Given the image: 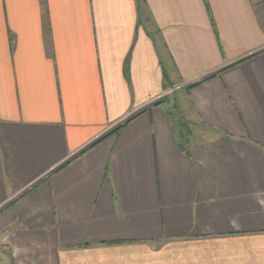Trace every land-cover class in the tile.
Here are the masks:
<instances>
[{
	"label": "crops",
	"instance_id": "crops-1",
	"mask_svg": "<svg viewBox=\"0 0 264 264\" xmlns=\"http://www.w3.org/2000/svg\"><path fill=\"white\" fill-rule=\"evenodd\" d=\"M0 264H264V0H0Z\"/></svg>",
	"mask_w": 264,
	"mask_h": 264
},
{
	"label": "built area",
	"instance_id": "built-area-1",
	"mask_svg": "<svg viewBox=\"0 0 264 264\" xmlns=\"http://www.w3.org/2000/svg\"><path fill=\"white\" fill-rule=\"evenodd\" d=\"M132 113H127L126 115H124L123 117H121L115 124H113L112 126H110L108 129H112L113 127L122 124L125 120L130 119L132 116Z\"/></svg>",
	"mask_w": 264,
	"mask_h": 264
},
{
	"label": "trees",
	"instance_id": "trees-1",
	"mask_svg": "<svg viewBox=\"0 0 264 264\" xmlns=\"http://www.w3.org/2000/svg\"><path fill=\"white\" fill-rule=\"evenodd\" d=\"M192 87H194V86H189L188 89H190V88H192ZM128 122H129V119H128V120H125V121L121 124V126H120L119 128H117V129L114 131V133H118L119 130L121 129V127H123L124 125H126Z\"/></svg>",
	"mask_w": 264,
	"mask_h": 264
},
{
	"label": "rangeland",
	"instance_id": "rangeland-1",
	"mask_svg": "<svg viewBox=\"0 0 264 264\" xmlns=\"http://www.w3.org/2000/svg\"><path fill=\"white\" fill-rule=\"evenodd\" d=\"M177 94V93H176ZM169 100H171L170 98H169Z\"/></svg>",
	"mask_w": 264,
	"mask_h": 264
}]
</instances>
